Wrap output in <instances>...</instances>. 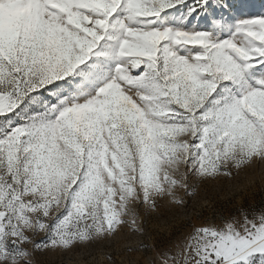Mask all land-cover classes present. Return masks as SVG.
<instances>
[{"label":"snow or ice","instance_id":"obj_1","mask_svg":"<svg viewBox=\"0 0 264 264\" xmlns=\"http://www.w3.org/2000/svg\"><path fill=\"white\" fill-rule=\"evenodd\" d=\"M257 169L264 0H0V264L125 233L143 264H264V203L143 239L163 205Z\"/></svg>","mask_w":264,"mask_h":264},{"label":"rangeland","instance_id":"obj_2","mask_svg":"<svg viewBox=\"0 0 264 264\" xmlns=\"http://www.w3.org/2000/svg\"><path fill=\"white\" fill-rule=\"evenodd\" d=\"M259 8L261 0H252ZM187 204L183 207L163 205L157 213L146 218L145 242H155L159 248L171 246L185 234L186 228L199 223L198 217H211L216 210L234 211L241 206L260 205L264 203V172L257 169L248 174L241 173L232 179H221L197 191L195 196L185 197ZM142 238L125 233L119 242L109 246L108 242L77 248L69 253L50 254L48 264H132L144 258L139 252L128 253L125 249L135 247ZM111 254L112 259L106 256Z\"/></svg>","mask_w":264,"mask_h":264}]
</instances>
